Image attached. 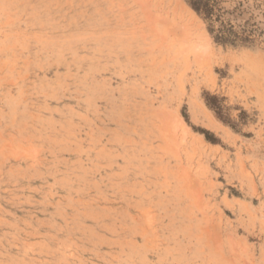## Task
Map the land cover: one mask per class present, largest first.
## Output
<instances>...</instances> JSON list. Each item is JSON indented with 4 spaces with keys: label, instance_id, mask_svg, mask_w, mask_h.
I'll return each mask as SVG.
<instances>
[{
    "label": "rangeland",
    "instance_id": "rangeland-1",
    "mask_svg": "<svg viewBox=\"0 0 264 264\" xmlns=\"http://www.w3.org/2000/svg\"><path fill=\"white\" fill-rule=\"evenodd\" d=\"M195 1L0 0V264H264V0Z\"/></svg>",
    "mask_w": 264,
    "mask_h": 264
},
{
    "label": "trees",
    "instance_id": "trees-1",
    "mask_svg": "<svg viewBox=\"0 0 264 264\" xmlns=\"http://www.w3.org/2000/svg\"><path fill=\"white\" fill-rule=\"evenodd\" d=\"M201 5L206 6V3H204V0H196L193 4L194 9L197 12H201Z\"/></svg>",
    "mask_w": 264,
    "mask_h": 264
},
{
    "label": "bare ground",
    "instance_id": "bare-ground-1",
    "mask_svg": "<svg viewBox=\"0 0 264 264\" xmlns=\"http://www.w3.org/2000/svg\"><path fill=\"white\" fill-rule=\"evenodd\" d=\"M204 46V45H203ZM203 46H201L202 48H205L206 49V47H203ZM203 52H207V51H203ZM204 54V53H203ZM206 54V53H205ZM173 118H174V116H173Z\"/></svg>",
    "mask_w": 264,
    "mask_h": 264
}]
</instances>
